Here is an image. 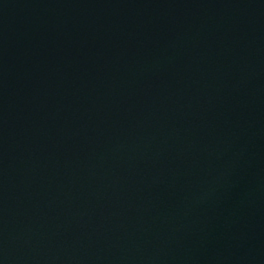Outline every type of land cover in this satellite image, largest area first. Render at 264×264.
<instances>
[{
    "label": "water",
    "instance_id": "95a60500",
    "mask_svg": "<svg viewBox=\"0 0 264 264\" xmlns=\"http://www.w3.org/2000/svg\"><path fill=\"white\" fill-rule=\"evenodd\" d=\"M0 264H264V0H0Z\"/></svg>",
    "mask_w": 264,
    "mask_h": 264
}]
</instances>
